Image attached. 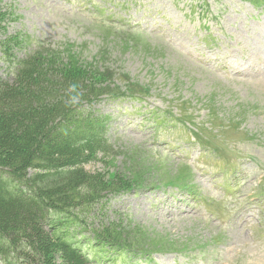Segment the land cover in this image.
Returning <instances> with one entry per match:
<instances>
[{"label":"rangeland","instance_id":"obj_1","mask_svg":"<svg viewBox=\"0 0 264 264\" xmlns=\"http://www.w3.org/2000/svg\"><path fill=\"white\" fill-rule=\"evenodd\" d=\"M95 1L129 21L99 19L92 0H0V41L23 43L9 58L0 52V98L12 95L17 62L31 53L46 64L28 88L48 92L32 102L33 124L54 128L73 103L120 89L124 101L96 105L108 114V142L83 147L79 155L82 168L98 176L108 194L86 219L112 235L136 231L147 246L167 254L156 256L155 264H264V181L258 185L264 178V0ZM215 95L218 102L193 117L211 130L205 115L212 110L207 118L221 132L203 137L206 149L176 123L153 125V109L188 100L197 106L195 100ZM5 112L0 106V135L14 133ZM48 127L39 129L51 137ZM14 157L0 153V160ZM0 166L9 167H0L9 189L19 187L17 179L39 189L36 180L58 178L34 168L12 178L6 171L11 166ZM176 179L185 190L170 185ZM124 240L137 241L135 235ZM206 247L207 258L188 262ZM87 253L99 264H129L93 249ZM69 259L52 241L38 263L71 264ZM2 263L14 261L0 256Z\"/></svg>","mask_w":264,"mask_h":264},{"label":"trees","instance_id":"obj_2","mask_svg":"<svg viewBox=\"0 0 264 264\" xmlns=\"http://www.w3.org/2000/svg\"><path fill=\"white\" fill-rule=\"evenodd\" d=\"M98 13L112 21V17L106 15L104 10H98ZM120 21L127 22L125 18H121ZM5 31V27L1 29V32ZM13 39L14 37L0 41V52L4 58H9L13 51L19 50L18 48L23 44L20 42L19 45L18 39ZM32 54L34 53L17 62L16 84L12 95L0 98V106L7 110L4 113L6 122L15 123L10 131L14 133L0 135V153L8 151L15 157L0 162L5 161L3 163L11 166L12 178L18 177L13 174H21L20 169L24 168L42 170L49 177L58 178L52 182L44 179L36 180V184L41 185L39 189L27 188L23 180L17 179L20 183L19 187L9 189L3 184L1 180L3 174L0 173V255H7L10 259L13 257L21 262L20 264H39V255L44 249L47 250L52 246L53 241L68 252L71 264H87L72 249L70 243L66 244L58 240L56 230L68 229L71 220L68 219L61 225L52 218L47 221L54 230V235L48 231L52 240L43 227L46 229V220L58 212L75 215L81 223L82 218L92 217L94 207L99 201L108 197L107 189L101 187L98 176L86 172L78 159L83 147L106 143L103 117L95 110L96 104L104 98L117 103L124 94L119 93L120 89H113L106 96L90 97L85 101L73 103L54 128L33 124L31 121L36 117V110L31 107L32 102L39 95L48 96V92L40 88L39 90L28 88L33 87L35 80L42 77L44 73L42 68L46 64L40 56L36 57ZM48 117L49 115L46 114L43 122L47 121ZM162 120L164 122H160V125L165 123L168 117L164 116ZM44 123L47 125L46 122ZM22 126L24 128L18 131ZM43 127L52 129L51 137L45 136L39 129ZM193 132L196 135L198 133V131ZM73 161L76 162L72 163ZM5 164L0 163V165ZM65 171H68L66 176L63 174ZM98 187L102 190L100 196H91ZM107 229L105 226L102 231L94 229L98 240L106 245L121 246L131 252L139 249L141 253H148L153 249L146 245L136 231L134 235L137 241L130 243L125 242L124 236L133 237L131 231L125 230L127 233L112 235Z\"/></svg>","mask_w":264,"mask_h":264}]
</instances>
